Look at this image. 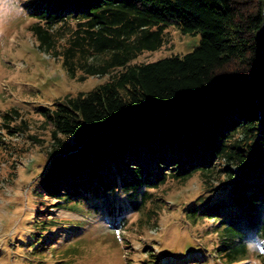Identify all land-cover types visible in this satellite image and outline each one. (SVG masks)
Listing matches in <instances>:
<instances>
[{"label": "trees", "instance_id": "obj_1", "mask_svg": "<svg viewBox=\"0 0 264 264\" xmlns=\"http://www.w3.org/2000/svg\"><path fill=\"white\" fill-rule=\"evenodd\" d=\"M26 8L39 50L70 79L108 77L36 109L50 132L46 148L19 109L2 114L3 129L46 156L36 192L56 203L40 206L90 202L115 217L123 196L151 223L155 191L198 175L204 192L184 209L187 220L212 222L225 264L246 261L245 238L264 233V0H30ZM172 27L200 34V45L132 64L162 49Z\"/></svg>", "mask_w": 264, "mask_h": 264}, {"label": "rangeland", "instance_id": "obj_2", "mask_svg": "<svg viewBox=\"0 0 264 264\" xmlns=\"http://www.w3.org/2000/svg\"><path fill=\"white\" fill-rule=\"evenodd\" d=\"M29 3L0 0V23L17 18L0 35V123L2 114L19 109L30 122V135L46 148L50 132L36 109L90 92L108 77L72 80L61 61L39 50L30 31L34 20L26 8ZM166 39L162 49L146 52L132 64L182 57L200 45L201 36L184 35L172 27ZM46 165L41 146L26 137L0 142V264H225L215 250L220 239L212 222L191 225L186 218L184 209L204 192L200 176L184 186L168 182L155 191L152 207H158L157 215L147 223V218L130 213L123 196V208L114 207L115 217L104 210L96 213L90 202L91 208L83 202L67 204L69 211L47 207L56 202L36 192V180ZM140 218L142 226L137 225ZM241 264H264V255H249Z\"/></svg>", "mask_w": 264, "mask_h": 264}, {"label": "clouds", "instance_id": "obj_3", "mask_svg": "<svg viewBox=\"0 0 264 264\" xmlns=\"http://www.w3.org/2000/svg\"><path fill=\"white\" fill-rule=\"evenodd\" d=\"M17 18H9L0 23V35L7 31ZM244 245L251 257L264 255V233L257 232L253 238H245Z\"/></svg>", "mask_w": 264, "mask_h": 264}, {"label": "built area", "instance_id": "obj_4", "mask_svg": "<svg viewBox=\"0 0 264 264\" xmlns=\"http://www.w3.org/2000/svg\"><path fill=\"white\" fill-rule=\"evenodd\" d=\"M8 137H10V140H14L15 142L19 141L20 138H23L24 135L19 133V132H15L13 134H5L4 130L2 129L1 125H0V142L2 144H5V142L7 143V139Z\"/></svg>", "mask_w": 264, "mask_h": 264}]
</instances>
